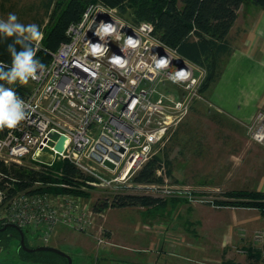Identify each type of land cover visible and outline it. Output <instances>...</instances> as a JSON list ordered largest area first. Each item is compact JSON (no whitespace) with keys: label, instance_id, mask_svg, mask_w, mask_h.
Wrapping results in <instances>:
<instances>
[{"label":"built area","instance_id":"2783aa9c","mask_svg":"<svg viewBox=\"0 0 264 264\" xmlns=\"http://www.w3.org/2000/svg\"><path fill=\"white\" fill-rule=\"evenodd\" d=\"M100 21L121 26L108 37L105 55L91 47V42L99 40L95 29ZM66 34L68 39L55 50H45L49 55L44 62L46 73L30 79V88L19 93L27 105V118L14 129H0V162L14 166L11 161L26 155L42 163L57 159L102 182L123 181L152 156L156 144L164 143L192 103L203 99L206 69L161 43L151 22L131 23L117 14L116 7L99 1L87 5L80 20L68 25ZM129 35L139 37L141 43L125 47ZM32 43L40 48V41ZM115 55L119 63L108 58ZM166 55L171 62L157 68L156 59ZM181 70L182 77L177 75ZM168 82L178 94L161 89ZM246 134L264 146V111L253 115ZM60 135L65 139L58 151L55 144ZM41 153L47 158L42 159ZM1 176L5 177L0 170ZM16 183V177L8 176L0 186V222L27 228L43 240L59 225L88 232L100 212L83 203L80 194L38 189L39 180L33 183L36 188H30L32 184L21 189ZM169 192L183 194L190 202L203 200L188 189L173 187ZM252 243L260 249L264 264V231H255Z\"/></svg>","mask_w":264,"mask_h":264},{"label":"rangeland","instance_id":"374dc122","mask_svg":"<svg viewBox=\"0 0 264 264\" xmlns=\"http://www.w3.org/2000/svg\"><path fill=\"white\" fill-rule=\"evenodd\" d=\"M39 2L41 1L18 0V7L24 8L33 4V8L30 11L26 10L28 13L19 19H23L24 23L35 22L36 17L41 13V9L36 7ZM247 4L245 2L239 8V17L248 9ZM117 14L127 20L126 15H123L119 9ZM231 38L232 45L236 46L239 31L235 28ZM16 84L26 88L30 87V81L26 84L19 82ZM161 89L179 93L169 82L161 85ZM213 115L218 114L203 99L195 100L186 116L170 132L164 143L156 144L152 151L153 154L166 151L171 161L174 177L191 187L208 190L207 195L210 197H200L202 201L190 202L171 194L170 189L180 187L172 184L174 182L166 176L162 184H135L132 180L135 172L133 171L123 181L107 183L81 171L80 177L68 181L62 179L60 165L63 160L52 159L48 163H42L26 155L17 161H11L15 169L20 166L24 169L33 168L36 171H44V174L50 177L37 188H48L53 190L52 192L80 194L83 203L89 208L100 211L95 215L94 225L88 232L59 225L47 239L43 240L31 230L22 229L26 237L24 240L26 245L28 247L37 245L59 247L72 256L73 264H99L104 259H106V264L110 262L116 264L117 261L118 264H132L126 257L141 259L143 255H151L153 252L158 255V246L161 244L164 251L162 254L168 255V258L180 257L182 259L179 262L182 264H196L197 253L193 245L201 238L198 236L196 239V235L189 232L191 226L196 224L201 226L199 235H204L206 228L211 225L220 229L221 225L227 222L237 223L236 219L232 221L233 216L229 217L224 211L225 208L220 205L222 202L231 200V198L221 196V193L229 188H241L242 183L249 187L254 175L259 174L264 168V147L251 141L246 134V124L250 120L243 127L229 123L227 119L222 120L218 116L216 118L219 119H213ZM228 129L233 132L228 133ZM40 157L46 159L47 154L41 153ZM161 173L158 172V174ZM35 186L36 184H33L30 188H36ZM125 193L161 197L164 204L149 207L138 205L99 208L104 201L109 203L114 195ZM100 237L104 241H100ZM151 242H154V249L149 245ZM174 242L176 243L174 254L169 255V245ZM0 245L3 246V250L0 251V264H33L20 260L22 251L18 238L9 237ZM112 247L117 252L114 258L110 254L113 251L109 250ZM205 249H201L203 253L199 254V257L205 256ZM212 250L213 254L217 253V249L209 248L206 252Z\"/></svg>","mask_w":264,"mask_h":264},{"label":"trees","instance_id":"16d2710c","mask_svg":"<svg viewBox=\"0 0 264 264\" xmlns=\"http://www.w3.org/2000/svg\"><path fill=\"white\" fill-rule=\"evenodd\" d=\"M98 1L106 6L118 8L131 23H139L144 20L151 22L153 33L161 43L175 48L182 57L204 66L206 76L201 85L202 93L207 85L217 78L222 56L228 54L233 48L229 33L241 5L247 2L264 9V0H41L40 5L46 17V23L42 25L44 19L39 20L37 17L35 19L44 33L43 39L40 40V48L37 49V56L43 62L48 61L49 55L45 50H55L61 42L66 41L68 25L78 22L87 5ZM17 4L18 0H0V17H4L7 12H15ZM31 9L32 7L23 9V12L28 13ZM11 39L0 41V62L5 64L11 63V55L7 51V43ZM17 47L19 48V45ZM14 87L20 94H24L30 88L17 84ZM212 117L216 118L214 115ZM60 168L63 180L70 181L82 175V172L68 161H63ZM0 170L5 175L0 178V186L8 176L16 177V186L21 189L28 188L34 181L39 180L43 184V181L50 179L48 175L44 174V171H36L33 168L24 169L22 166L15 169L13 165L6 166L3 162H0ZM158 171L162 173L158 174ZM165 176L170 178L171 182L177 181L166 151L153 154L134 172L132 180L135 184H162ZM42 190L53 191L48 188ZM222 195L231 198V200L220 203L221 206L256 207L264 216V192L245 187L226 190ZM179 199L188 200L187 197ZM163 204L164 200L161 197L150 194L125 193L114 195L109 203L104 201L99 208L138 205L149 207ZM4 224L0 222V226ZM21 229L25 230V228ZM8 230L12 231V229ZM3 235L7 237L5 232ZM13 235L16 238L19 237L17 232ZM249 250L253 254L261 256L257 246L249 247ZM21 251L20 260L24 263L62 264L64 261L60 255L53 251L29 252L22 248Z\"/></svg>","mask_w":264,"mask_h":264},{"label":"crops","instance_id":"0c3cea01","mask_svg":"<svg viewBox=\"0 0 264 264\" xmlns=\"http://www.w3.org/2000/svg\"><path fill=\"white\" fill-rule=\"evenodd\" d=\"M247 6L248 9L241 17H239L237 12V18L229 33L230 39H232L231 34L234 28L239 31L238 44L234 46L230 41L233 48L228 54L222 56L217 78L210 82L202 93L205 103L218 114L214 116L221 117L225 121L227 119L229 123L243 127H245L244 124L253 117L256 111H264V9L251 3H248ZM15 7L17 8L18 4ZM30 7L33 8V4H29L24 8L20 6L17 8L18 11L16 10L15 12L18 17H23L26 15L23 9ZM36 7L41 9V13L37 18L39 20L44 19L42 23L44 25L46 17L40 2ZM7 13L4 14V18H6ZM20 20L22 21L23 19ZM227 132L233 131L228 129ZM172 184L181 189L187 188L193 195L203 198L210 197L207 195L208 190L186 185L179 178ZM243 184L241 188L246 187L264 192V168L259 174L254 175L249 187ZM232 189L234 188L227 190ZM216 190L218 191L217 188ZM224 192L221 193V196H223ZM180 197L186 196L182 194ZM222 208H225L224 211L228 213L229 217L233 216L232 221L236 219L237 223L227 222L221 225L220 229L219 227H214L215 225H211V227L206 228V234L204 235H199L202 229L201 226L198 224L191 226L189 232L196 235V239H198V236L201 238L193 245V249L197 253L195 263L261 264V256H257V254H253L249 250V247H254L252 243L254 232L257 230L264 231V216L260 213V210L256 207L231 205H225ZM236 227H238V230H236ZM175 244L174 242L169 245V255L174 254ZM149 245L154 249V242ZM149 245L148 247H150ZM203 248L217 249L219 255H216L217 253L213 254V250L206 252L205 249V256L203 258L199 257L198 255L203 253L201 251ZM158 249V255L153 252L151 255H143L141 259L125 257L132 264H182L179 262L182 258L174 257L171 259L167 257L168 255L162 254L164 251L161 244ZM109 250L113 251L110 253L113 258L116 257L117 252L115 249L112 247ZM144 251H147V249H144ZM149 252H152V250H149ZM105 261L106 259L99 264H106ZM115 263L118 264V261ZM110 264L112 263L110 262Z\"/></svg>","mask_w":264,"mask_h":264},{"label":"clouds","instance_id":"9594fccd","mask_svg":"<svg viewBox=\"0 0 264 264\" xmlns=\"http://www.w3.org/2000/svg\"><path fill=\"white\" fill-rule=\"evenodd\" d=\"M70 26V30H71ZM117 22L100 21L95 29L99 37L97 42H91L94 52L105 55L109 51L108 37L120 31ZM98 30V31H97ZM41 26L35 22H22L16 12H8L6 18L0 17V41L12 38L7 43V51L11 55V63L0 62V129H14L27 118V105L17 92L14 85L19 82L26 84L30 79L42 77L46 73L45 63L37 56V48L33 41L43 39ZM141 43L139 37L129 35L124 40L125 47L135 48ZM19 45V48L17 47ZM123 51V47L121 48ZM109 60L120 62L119 55L109 56ZM171 62V57L161 56L156 59L157 68H165ZM178 76H184L179 71Z\"/></svg>","mask_w":264,"mask_h":264},{"label":"water","instance_id":"95a60500","mask_svg":"<svg viewBox=\"0 0 264 264\" xmlns=\"http://www.w3.org/2000/svg\"><path fill=\"white\" fill-rule=\"evenodd\" d=\"M179 56H180V58H182L181 55H179ZM64 139H65L64 135L59 136V139H58L57 143L55 144V149H57L58 151L62 150L63 145H64ZM97 146L99 148H102L101 145H97ZM119 150H122V148L119 147ZM93 156L100 159V156H98L95 152H93ZM104 163L109 165L110 167H113V164L111 162H109L108 160H105ZM8 226L15 227L20 232V242L19 243L24 250H26V251H36V250L53 251V252L59 253L61 255H64L67 258V264H71V257L67 253H65L64 251H62L61 249H59L55 246H52V245H37L35 247L26 246L24 243L23 230L14 223H5L2 226V229L6 228Z\"/></svg>","mask_w":264,"mask_h":264},{"label":"flooded vegetation","instance_id":"af4514ba","mask_svg":"<svg viewBox=\"0 0 264 264\" xmlns=\"http://www.w3.org/2000/svg\"><path fill=\"white\" fill-rule=\"evenodd\" d=\"M8 229H12V231H9ZM8 230V231H7ZM6 233V235H7V237L6 236H4L3 235V233ZM17 232V234H18V241L20 242V232L15 228V227H12V226H8V227H6V228H4V229H2V226H0V243H2L3 241H5V240H7V238L8 237H11V238H15L16 236H14L13 234H15ZM23 237H24V240H25V234H24V232H23ZM24 243H25V241H24ZM20 244V243H19ZM26 245V244H25ZM20 247H21V245H19ZM26 246H28V245H26ZM30 247V246H29ZM0 251H2L3 250V246L2 245H0ZM22 248V247H21ZM57 248H59V247H57ZM23 249V248H22ZM60 249V248H59ZM26 251V250H25ZM29 252H32V251H29ZM65 252V251H64ZM56 253V252H55ZM65 253H67V252H65ZM58 255H60L63 259H64V261L62 262V264H67V258L64 256V255H61V254H59V253H57ZM70 257H71V264H73V258H72V256L69 254V253H67Z\"/></svg>","mask_w":264,"mask_h":264}]
</instances>
